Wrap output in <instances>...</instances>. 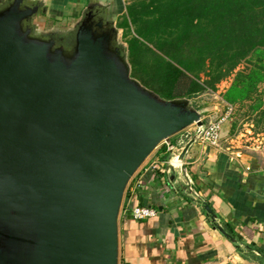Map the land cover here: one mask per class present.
<instances>
[{"label":"water","instance_id":"obj_1","mask_svg":"<svg viewBox=\"0 0 264 264\" xmlns=\"http://www.w3.org/2000/svg\"><path fill=\"white\" fill-rule=\"evenodd\" d=\"M43 4L0 0V264H118L129 179L204 108L131 75L113 0H87L61 41L35 27Z\"/></svg>","mask_w":264,"mask_h":264},{"label":"crops","instance_id":"obj_2","mask_svg":"<svg viewBox=\"0 0 264 264\" xmlns=\"http://www.w3.org/2000/svg\"><path fill=\"white\" fill-rule=\"evenodd\" d=\"M47 1L58 20L74 19L87 2ZM224 124L218 147L194 139L183 159L169 164L156 147L135 171L121 206L149 205L157 215L136 220L119 212L118 264H264V145H227ZM191 128L177 146L168 139L161 144L179 156L193 139Z\"/></svg>","mask_w":264,"mask_h":264},{"label":"trees","instance_id":"obj_3","mask_svg":"<svg viewBox=\"0 0 264 264\" xmlns=\"http://www.w3.org/2000/svg\"><path fill=\"white\" fill-rule=\"evenodd\" d=\"M121 1L116 25L134 78L163 99L215 92L230 79L222 100L249 101L264 130V0Z\"/></svg>","mask_w":264,"mask_h":264},{"label":"rangeland","instance_id":"obj_4","mask_svg":"<svg viewBox=\"0 0 264 264\" xmlns=\"http://www.w3.org/2000/svg\"><path fill=\"white\" fill-rule=\"evenodd\" d=\"M127 1L128 0H122L121 2L127 3ZM115 12L118 16L117 8ZM79 14L77 15V17L79 16ZM77 17H75L72 20L64 18L62 20H57V22H47L46 26L51 27L50 25H54L62 29L68 27L74 20H76ZM121 40L125 42V39H123L122 37V30H121ZM244 65L245 64L241 65L240 69ZM229 82L230 79L221 82L218 85V90L215 92L207 90L192 96L190 98L192 105L196 108H200V109L204 108V112L202 116V121H204V125H206L209 120L215 121L224 118L222 122L224 123L227 121V124H224V128L227 127L228 129L229 126V129L226 132V136L224 137V139H227L228 141V142L224 141L227 143V145L232 146L233 148H235L234 146H236L237 149L238 148L244 149L245 146H249V147L263 146L264 130H262V126H256L253 123V119H252L253 115H251L248 110V105L250 102L245 101L242 103H236L235 105H228L226 102L222 100L220 94L228 86ZM263 89H264V84H260L259 90L261 91ZM191 129H192L191 131H196V126L193 124ZM184 131L185 129L168 138V140H170L172 145L174 146L178 145V142L181 138L180 133H183ZM161 143L162 142H160L159 145L157 146L158 148L162 145ZM155 151L156 148L143 161V163L139 166L138 169H140V167L143 166L148 161V159L153 155V153H155ZM164 151L165 152L161 155L162 159H166L170 156V152L168 151V149L165 148Z\"/></svg>","mask_w":264,"mask_h":264},{"label":"built area","instance_id":"obj_5","mask_svg":"<svg viewBox=\"0 0 264 264\" xmlns=\"http://www.w3.org/2000/svg\"><path fill=\"white\" fill-rule=\"evenodd\" d=\"M223 120L224 118L215 121H209L206 125H204V122L202 121L203 123L200 126H196L194 124L196 126V131H192L190 136H192L193 139L199 140L200 142L206 144L207 146L216 148L219 145L220 126ZM168 151L170 152V158L166 161V164L171 163L170 160L172 158L178 159L177 153L172 151L171 145H168ZM168 168L166 169L167 171L170 170ZM119 212H129L132 218L136 220L155 217L157 215V210L149 205L129 206L128 203H126L124 206H120Z\"/></svg>","mask_w":264,"mask_h":264},{"label":"flooded vegetation","instance_id":"obj_6","mask_svg":"<svg viewBox=\"0 0 264 264\" xmlns=\"http://www.w3.org/2000/svg\"><path fill=\"white\" fill-rule=\"evenodd\" d=\"M38 10L40 12L44 11L43 14H45L46 16L45 17L41 16L40 18L35 17V19H34L35 27L42 29V31H43L42 36H50L49 39L61 41L62 37H61L60 33H58V31L60 32V30L57 29L58 27H56L54 25H50L51 27L46 26L47 22H57V20H58V19L54 18L53 12H52V10H50L49 5H46V4L38 5ZM47 31L50 32V33L48 32L49 35H47Z\"/></svg>","mask_w":264,"mask_h":264}]
</instances>
